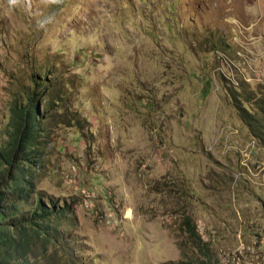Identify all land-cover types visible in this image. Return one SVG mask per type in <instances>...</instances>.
I'll return each instance as SVG.
<instances>
[{
	"label": "rangeland",
	"instance_id": "obj_1",
	"mask_svg": "<svg viewBox=\"0 0 264 264\" xmlns=\"http://www.w3.org/2000/svg\"><path fill=\"white\" fill-rule=\"evenodd\" d=\"M45 74L62 101L35 95L37 187L71 212L29 232L38 264L264 259V140L242 117L264 105V0H0V139Z\"/></svg>",
	"mask_w": 264,
	"mask_h": 264
},
{
	"label": "trees",
	"instance_id": "obj_2",
	"mask_svg": "<svg viewBox=\"0 0 264 264\" xmlns=\"http://www.w3.org/2000/svg\"><path fill=\"white\" fill-rule=\"evenodd\" d=\"M34 87L36 90L27 95L25 106L16 104L12 108L8 137L0 139V264H38L29 256V232L41 235V231L47 232L52 228L51 218L59 219L71 212L66 201L63 205L57 204L37 187L39 176L47 165L49 151L45 121L41 120L35 95L39 91L40 96L47 93L46 103L51 107L62 101V95L55 96L50 92L46 74L42 81H36ZM251 99H245L248 105L244 107L242 117L253 135L264 140V105ZM182 229L185 248H196L202 255L209 256L208 251L212 249L191 216H184ZM161 264L206 263L184 253L180 261Z\"/></svg>",
	"mask_w": 264,
	"mask_h": 264
},
{
	"label": "built area",
	"instance_id": "obj_3",
	"mask_svg": "<svg viewBox=\"0 0 264 264\" xmlns=\"http://www.w3.org/2000/svg\"><path fill=\"white\" fill-rule=\"evenodd\" d=\"M231 253L232 252H227L220 259L215 260L213 264H234L233 261H237L239 258H242V260L237 264H256V259L259 257L258 251H256L254 247L245 245H241L237 251H234L233 254ZM248 253H251L252 257H249Z\"/></svg>",
	"mask_w": 264,
	"mask_h": 264
},
{
	"label": "crops",
	"instance_id": "obj_4",
	"mask_svg": "<svg viewBox=\"0 0 264 264\" xmlns=\"http://www.w3.org/2000/svg\"><path fill=\"white\" fill-rule=\"evenodd\" d=\"M253 152H251V156L252 157ZM260 163V162H259ZM263 162H261L262 164ZM260 166V164L258 165ZM249 169L255 168V162H253V164L251 166H248ZM263 250V249H262ZM256 264H264V259H263V251H259V257L256 259Z\"/></svg>",
	"mask_w": 264,
	"mask_h": 264
}]
</instances>
